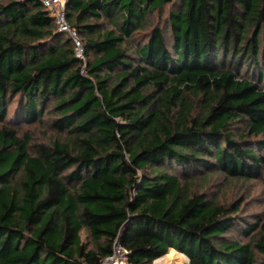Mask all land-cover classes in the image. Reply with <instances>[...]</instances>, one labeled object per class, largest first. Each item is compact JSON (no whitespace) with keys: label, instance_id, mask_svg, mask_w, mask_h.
Returning a JSON list of instances; mask_svg holds the SVG:
<instances>
[{"label":"trees","instance_id":"16d2710c","mask_svg":"<svg viewBox=\"0 0 264 264\" xmlns=\"http://www.w3.org/2000/svg\"><path fill=\"white\" fill-rule=\"evenodd\" d=\"M65 18L84 59L41 0H0V264L115 244L130 264H264V220L190 188L264 166V0H66ZM45 115L54 138L19 135Z\"/></svg>","mask_w":264,"mask_h":264},{"label":"rangeland","instance_id":"374dc122","mask_svg":"<svg viewBox=\"0 0 264 264\" xmlns=\"http://www.w3.org/2000/svg\"><path fill=\"white\" fill-rule=\"evenodd\" d=\"M169 9L170 6L165 5L161 10V14L154 16V22H157L159 26L163 27L166 33H169V29L166 27ZM167 36L169 35L167 34ZM14 107L15 106H13L12 111H10V114L13 112ZM8 110H10V108ZM47 119L48 117L45 115L42 122L36 121L33 123H22L19 121L17 123L19 135L28 131L32 134V139L35 142L47 141L54 138L57 133L49 125V121ZM196 173L197 174L194 178L190 179L191 190H198L200 192L203 191L208 196L218 198L222 203H228L236 200L237 198H241L243 201L242 209L239 214H241L242 217L250 222L254 219L264 220V166H262L260 175L257 178L247 180L230 179L216 170L207 171L196 169ZM187 174L188 173L186 172V175ZM227 233L228 236L232 238H239L242 240L250 239L249 235H243L242 229L237 225L231 228V230ZM82 238H84V234H82ZM173 251L175 252L176 250ZM178 253L179 252L170 256H165L167 254L166 253L159 259L154 260L153 264H156L158 260L162 261L164 257V262L169 264H184L188 261V258L184 254ZM257 256L259 260L264 261L263 255L258 254ZM103 264H111V261L105 259Z\"/></svg>","mask_w":264,"mask_h":264},{"label":"built area","instance_id":"2783aa9c","mask_svg":"<svg viewBox=\"0 0 264 264\" xmlns=\"http://www.w3.org/2000/svg\"><path fill=\"white\" fill-rule=\"evenodd\" d=\"M43 5L46 8H49L53 11L56 18V25L59 30H66L69 32L73 42L76 56L84 59L82 44L79 39L78 33L74 28H71L65 18V9H66V0H41ZM126 252L127 250L115 244L113 252L106 259L111 261V264H130L126 261Z\"/></svg>","mask_w":264,"mask_h":264},{"label":"bare ground","instance_id":"6f19581e","mask_svg":"<svg viewBox=\"0 0 264 264\" xmlns=\"http://www.w3.org/2000/svg\"><path fill=\"white\" fill-rule=\"evenodd\" d=\"M176 252V251H175ZM173 250H170L165 256H170V255H173V254H176ZM178 254H180V253H178ZM159 259V258H158ZM162 259V258H161ZM164 259H165V257L162 259V261L161 260H158L157 262H156V264H169V263H167V262H164ZM155 260H157V259H155ZM161 261V262H160Z\"/></svg>","mask_w":264,"mask_h":264}]
</instances>
